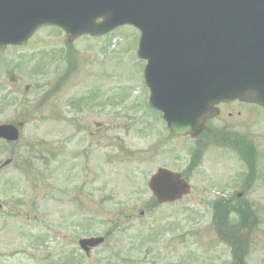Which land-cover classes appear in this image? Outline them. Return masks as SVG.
<instances>
[{
    "label": "rangeland",
    "instance_id": "obj_1",
    "mask_svg": "<svg viewBox=\"0 0 264 264\" xmlns=\"http://www.w3.org/2000/svg\"><path fill=\"white\" fill-rule=\"evenodd\" d=\"M139 39L123 27L68 47L62 32L45 28L24 48L0 50V124L25 122L18 143L0 147V166L13 160L0 172V264H233L212 210L224 198L217 191L234 184L240 169L229 149L212 141L202 168L187 178L193 193L154 206L150 178L159 167L184 173L194 140L174 139L151 156L169 131L149 107ZM93 92L96 101L77 102ZM237 106L213 128L233 127L226 138L258 150L260 174L242 200L256 207L261 224L245 264H264V111ZM90 237L106 241L88 258L75 243Z\"/></svg>",
    "mask_w": 264,
    "mask_h": 264
},
{
    "label": "water",
    "instance_id": "obj_2",
    "mask_svg": "<svg viewBox=\"0 0 264 264\" xmlns=\"http://www.w3.org/2000/svg\"><path fill=\"white\" fill-rule=\"evenodd\" d=\"M123 25L142 33L138 55L148 61L150 104L176 136L199 135L221 102L264 107V0H0L2 48L25 45L42 26L61 28L73 42ZM18 135L0 126V138ZM150 186L160 204L190 192L167 170Z\"/></svg>",
    "mask_w": 264,
    "mask_h": 264
},
{
    "label": "flooded vegetation",
    "instance_id": "obj_3",
    "mask_svg": "<svg viewBox=\"0 0 264 264\" xmlns=\"http://www.w3.org/2000/svg\"><path fill=\"white\" fill-rule=\"evenodd\" d=\"M230 105L237 106V105H245V104H242L240 102H232L229 104H221L220 108L222 111H225V109H227V107H229ZM221 115L217 119L207 121L206 130L201 136L202 139H200L199 141L196 142L194 149L191 151V155H190L191 158H193L194 156H200L201 157L203 155L205 157L207 151L209 150V146L211 145L212 141H215L217 143L220 142L222 145H227L228 149H230L232 152H235L234 147H233L235 142H233L230 138H226L224 135H221L223 133H226L228 131V128H233V127H230L228 125H223V129H221L219 131H215L213 128L214 122L217 121L220 117H222ZM228 116L231 118L233 115H232V113H229ZM161 150H163L162 146L156 147L153 151V154H152L153 158L156 157L160 153ZM194 171L195 170L193 168H191V165H189L187 167V169L184 171V174H185V176L190 177L194 173ZM245 191L246 190H244V195H242V197L245 196ZM217 193L219 196H224V197H228V196L236 197L239 194L238 193L236 195H232L225 189H219L217 191Z\"/></svg>",
    "mask_w": 264,
    "mask_h": 264
},
{
    "label": "trees",
    "instance_id": "obj_4",
    "mask_svg": "<svg viewBox=\"0 0 264 264\" xmlns=\"http://www.w3.org/2000/svg\"><path fill=\"white\" fill-rule=\"evenodd\" d=\"M247 156L248 160H251L250 157L253 156V152H247V149L243 151ZM231 211H235L240 216V222L237 227H230L229 226V213ZM252 216L251 209L248 205L244 206V208H231L223 203H218L215 207V219L218 227L222 229L223 233L222 236L226 239H235L241 236L242 231H244L248 225L250 217Z\"/></svg>",
    "mask_w": 264,
    "mask_h": 264
}]
</instances>
